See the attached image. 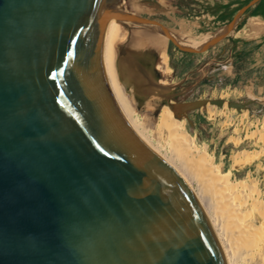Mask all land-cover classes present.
Segmentation results:
<instances>
[{"label": "water", "instance_id": "obj_1", "mask_svg": "<svg viewBox=\"0 0 264 264\" xmlns=\"http://www.w3.org/2000/svg\"><path fill=\"white\" fill-rule=\"evenodd\" d=\"M114 2L0 0V264H226L189 187L104 80L98 43ZM140 17L157 32L150 9L126 2L117 41L141 77L187 66L216 26L163 61L138 43Z\"/></svg>", "mask_w": 264, "mask_h": 264}, {"label": "rangeland", "instance_id": "obj_2", "mask_svg": "<svg viewBox=\"0 0 264 264\" xmlns=\"http://www.w3.org/2000/svg\"><path fill=\"white\" fill-rule=\"evenodd\" d=\"M129 1L136 8L150 9L158 19L157 32L153 27L152 32H147L153 37L140 36L150 38L149 46L152 44L163 61L178 56L188 46V43L183 44L162 35L163 31L178 34L188 42H193L216 25L224 14L216 13L225 5L210 4L208 11L204 12V6H207L204 0ZM228 10L225 9V12ZM248 20L262 22L256 18ZM138 21L147 20L140 17ZM225 24L227 22L216 25L213 33ZM226 30L218 41L204 47L198 58L173 75L164 79L154 77L156 80L151 76L148 78H152L155 84L166 85L170 90V100L179 104L173 108L178 125L185 129L189 139L200 146L222 179L232 178V181L228 180L233 185L227 183L231 191L252 195L256 204L264 210V104L255 91L257 89L253 81L239 75L238 69L244 67L245 57H234L231 62L228 56L225 58L229 54ZM164 39L165 43L156 48L154 44ZM133 81L137 84V79ZM199 100L201 104L191 105ZM206 102L214 105L206 106ZM134 117L141 119L139 110L135 111ZM148 133L153 141L157 136L160 140L163 138L157 127L150 125ZM257 227L258 224L254 222L253 228Z\"/></svg>", "mask_w": 264, "mask_h": 264}, {"label": "bare ground", "instance_id": "obj_3", "mask_svg": "<svg viewBox=\"0 0 264 264\" xmlns=\"http://www.w3.org/2000/svg\"><path fill=\"white\" fill-rule=\"evenodd\" d=\"M126 2L130 1L115 0L98 43L102 74L117 106L138 137L187 184L216 237L225 263L264 264V210L256 204L252 195L232 192L200 146L189 139L185 129L178 125L173 108L179 104L170 100L167 86L153 83L154 77H141L138 62L127 51H119L117 34L122 30V23L118 17ZM138 23L140 35L153 37L147 33L152 32L149 22ZM249 25L253 32L259 30L256 21L249 20ZM227 27L228 23L213 33L205 47L218 41ZM161 34L183 44L191 43L175 33L163 31ZM140 35L138 43L148 45L150 38ZM165 41L154 42V45L159 48ZM134 79H137V84ZM201 103L199 100L191 105ZM205 104L214 105L212 102ZM136 110L140 111L141 119L134 117ZM150 125L162 132L161 140L159 136L152 140L148 133ZM254 222L258 224L255 229Z\"/></svg>", "mask_w": 264, "mask_h": 264}, {"label": "crops", "instance_id": "obj_4", "mask_svg": "<svg viewBox=\"0 0 264 264\" xmlns=\"http://www.w3.org/2000/svg\"><path fill=\"white\" fill-rule=\"evenodd\" d=\"M204 12L214 3H225L222 10L216 14L225 13V9L236 6L237 12L231 19L230 27L226 30L225 40L229 50V62L236 54L242 53L245 65L238 69L239 75H244L255 84V90L264 104V0H204ZM249 18H256L259 30L253 32L249 25ZM248 31V32H246ZM220 61V60H219ZM247 90V86H245ZM252 95V91H251ZM253 96V95H252Z\"/></svg>", "mask_w": 264, "mask_h": 264}, {"label": "trees", "instance_id": "obj_5", "mask_svg": "<svg viewBox=\"0 0 264 264\" xmlns=\"http://www.w3.org/2000/svg\"><path fill=\"white\" fill-rule=\"evenodd\" d=\"M235 57L238 58V59H241V58L244 57V56H243V54L240 52V53L236 54ZM227 177H228V176H227ZM228 179H229L230 181H232V178H229V177H228ZM228 179H227V178H224V179H223L224 183H225L227 186H229L227 183L233 185Z\"/></svg>", "mask_w": 264, "mask_h": 264}]
</instances>
